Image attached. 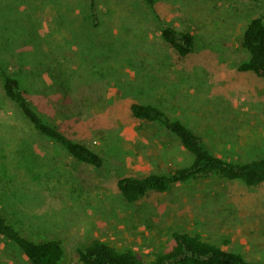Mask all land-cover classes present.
Instances as JSON below:
<instances>
[{"label": "rangeland", "instance_id": "1", "mask_svg": "<svg viewBox=\"0 0 264 264\" xmlns=\"http://www.w3.org/2000/svg\"><path fill=\"white\" fill-rule=\"evenodd\" d=\"M0 0V60L63 132L99 153L103 165L77 161L42 137L8 99L0 79V209L27 237L59 239L62 264H82L78 248L98 238L142 258L200 234L225 250L264 262V183L249 187L216 175L152 191L128 202L123 176L189 163L178 139L136 119L135 102L183 120L209 149L233 161L264 153V80L240 72V45L264 0ZM156 12L191 30L186 57L164 41ZM0 264H30L0 239Z\"/></svg>", "mask_w": 264, "mask_h": 264}, {"label": "trees", "instance_id": "2", "mask_svg": "<svg viewBox=\"0 0 264 264\" xmlns=\"http://www.w3.org/2000/svg\"><path fill=\"white\" fill-rule=\"evenodd\" d=\"M152 9L155 0H145ZM89 12L94 26H99L96 0L89 1ZM162 37L181 57L192 53L196 36L191 30H177L156 12ZM241 47L249 57L238 65L240 72H252L264 80V18L249 20L240 38ZM0 79L5 96L14 102L35 130L53 146L62 149L79 162L101 167L102 156L87 145L74 140L45 115L30 100L22 79L13 75L0 60ZM132 115L141 121L156 123L174 135L190 156L189 163L179 168L149 172L141 176H123L117 186L128 202H136L152 191L166 192L172 186L216 175L228 180H241L249 187L264 183V153L248 161H233L213 153L204 138L183 120L170 116L154 103L135 102ZM174 245L169 250L155 251L152 257L142 258L131 248L119 249L101 239L78 248L82 264H264L247 260L241 253L225 250L200 234L173 232ZM0 239L15 248L30 264H62L65 257L63 242L59 239L36 240L25 236L13 218L0 209Z\"/></svg>", "mask_w": 264, "mask_h": 264}]
</instances>
